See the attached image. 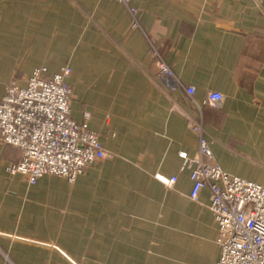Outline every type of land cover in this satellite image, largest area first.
I'll list each match as a JSON object with an SVG mask.
<instances>
[{"label": "crops", "instance_id": "crops-1", "mask_svg": "<svg viewBox=\"0 0 264 264\" xmlns=\"http://www.w3.org/2000/svg\"><path fill=\"white\" fill-rule=\"evenodd\" d=\"M66 64L71 115L111 155L30 183L6 169L22 149L0 140V264H216L211 191L191 197L181 152L196 154L202 117L214 161L264 183V0H0V99Z\"/></svg>", "mask_w": 264, "mask_h": 264}, {"label": "built area", "instance_id": "built-area-1", "mask_svg": "<svg viewBox=\"0 0 264 264\" xmlns=\"http://www.w3.org/2000/svg\"><path fill=\"white\" fill-rule=\"evenodd\" d=\"M150 40L154 43L155 38ZM150 54L170 91H177L181 83L172 66L157 47L153 46ZM72 73L70 64L58 71L38 65L25 85L7 87L0 99V140L22 149V157L6 166L8 173L24 174L30 183L45 174L74 181L89 166L111 155L88 119L77 120L71 115ZM224 98L222 91L211 90L205 102L218 105ZM203 123L200 117L193 126L199 134L196 154L182 151L181 156L191 169V197L197 199L205 188L211 191L220 250L216 264H264V183L257 176L246 178L216 163ZM177 179L174 175L168 183L173 185Z\"/></svg>", "mask_w": 264, "mask_h": 264}]
</instances>
